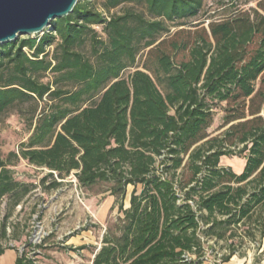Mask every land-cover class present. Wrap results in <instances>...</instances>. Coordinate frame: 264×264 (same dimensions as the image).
Masks as SVG:
<instances>
[{"label": "trees", "instance_id": "trees-1", "mask_svg": "<svg viewBox=\"0 0 264 264\" xmlns=\"http://www.w3.org/2000/svg\"><path fill=\"white\" fill-rule=\"evenodd\" d=\"M141 2L150 19L131 9L105 17L78 0L41 35L0 45V113L15 101H46L27 142L0 158V240L34 188L14 179L12 158L46 169L45 189L70 174L84 189L106 185L118 214L97 244L68 247L91 249L92 264H193L219 242L227 262L241 246L260 245L264 8L231 2L226 15L200 19L203 0L102 4ZM48 72L53 80L42 82ZM217 109L224 129L210 136ZM222 156L243 158L242 171L221 165ZM7 248L0 243V255ZM15 264L32 259L21 253Z\"/></svg>", "mask_w": 264, "mask_h": 264}, {"label": "rangeland", "instance_id": "rangeland-1", "mask_svg": "<svg viewBox=\"0 0 264 264\" xmlns=\"http://www.w3.org/2000/svg\"><path fill=\"white\" fill-rule=\"evenodd\" d=\"M87 2L105 17L109 13H120L125 9H131L150 19L147 14L145 3H124L110 11L103 8L104 0H81ZM238 3L242 7L264 8V0H203V8L198 16L202 19L210 16L217 18L229 12V4ZM261 10V9H260ZM192 18L190 20H195ZM168 24V23H167ZM207 24V22L205 23ZM99 35L104 38L100 26H93ZM178 27L170 26L174 31ZM31 35H19L22 39ZM36 35H32L34 37ZM39 36V35H38ZM2 45V44H0ZM51 49V48H49ZM81 50L89 54V43L86 41ZM28 51L27 49L25 50ZM138 54L137 60H140ZM131 68L124 71L127 75ZM51 72L41 77L42 82L53 80ZM44 102L35 104L32 100L15 101L4 112L0 113V158L6 159L11 151H18L32 131L35 117L46 108ZM222 111L217 109L211 126L208 128L210 136L218 135L224 128H221ZM9 166L13 171L14 179L32 183L34 188L14 207L7 220V237L0 240L4 247H13L16 254L21 252L27 258L32 259L33 264H92L91 249L72 250L68 247H79L81 245L97 244L99 237L107 222L114 219L118 214L115 198L104 191V184H98L90 189L79 187L73 174L65 177L62 184L57 188L45 189L39 184L40 178L47 173L46 169L27 163L25 160L14 161ZM220 163L229 166L233 171L241 169L244 159L237 156H222ZM132 187H127L124 205L128 203ZM138 187V191H139ZM5 201L1 204V218L6 213ZM96 225V227L94 226ZM38 232V239L30 242L32 235ZM213 243L210 241L209 243ZM213 249H206L203 260L193 264H261L260 252L254 244H246L239 248L227 262L221 261V255L226 253L223 242L213 245ZM6 250H9L8 248ZM7 254V252L5 253ZM5 254L3 256H5ZM1 256V257H3Z\"/></svg>", "mask_w": 264, "mask_h": 264}, {"label": "water", "instance_id": "water-1", "mask_svg": "<svg viewBox=\"0 0 264 264\" xmlns=\"http://www.w3.org/2000/svg\"><path fill=\"white\" fill-rule=\"evenodd\" d=\"M78 0H0V44L35 35L71 13Z\"/></svg>", "mask_w": 264, "mask_h": 264}, {"label": "crops", "instance_id": "crops-1", "mask_svg": "<svg viewBox=\"0 0 264 264\" xmlns=\"http://www.w3.org/2000/svg\"><path fill=\"white\" fill-rule=\"evenodd\" d=\"M220 164L223 165L222 163H220ZM223 166H225V165H223ZM243 166H244V163H243L240 170L234 171V172H236V173L241 172L243 169ZM128 200H129V198H128ZM250 244H253V243H250ZM254 245L256 246L257 251L260 252V254H261V258L259 259V262L261 264H264V237L261 239L260 245H257V244H254ZM6 252H7V254H5ZM4 254H5V256H3ZM17 255L18 254H16L13 251V249H9V250L5 249L4 253L2 255H0V264H15V259H16ZM1 256H3V257H1Z\"/></svg>", "mask_w": 264, "mask_h": 264}, {"label": "built area", "instance_id": "built-area-1", "mask_svg": "<svg viewBox=\"0 0 264 264\" xmlns=\"http://www.w3.org/2000/svg\"><path fill=\"white\" fill-rule=\"evenodd\" d=\"M42 33H40V34H35V35H41ZM27 54L29 55V51H27ZM38 239V242H40V237H39V233L38 232H36V233H34L33 235H32V238H31V241L30 242H35L36 240ZM22 253V252H21ZM20 253V254H21ZM185 259L186 260H189L190 259V257H188V255H186L185 256ZM32 264H33V261H32Z\"/></svg>", "mask_w": 264, "mask_h": 264}]
</instances>
